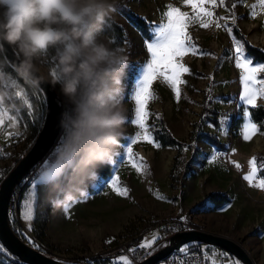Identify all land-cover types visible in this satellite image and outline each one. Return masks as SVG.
<instances>
[{"label": "rangeland", "instance_id": "1", "mask_svg": "<svg viewBox=\"0 0 264 264\" xmlns=\"http://www.w3.org/2000/svg\"><path fill=\"white\" fill-rule=\"evenodd\" d=\"M125 2L131 9L151 22L152 31L156 26L167 23V17L164 14L169 10V5L178 7L189 15L193 14L192 7L186 6L184 0H126ZM233 5H235L234 8H228L226 0L224 5H220L219 0L215 7L205 5L214 13L211 26L203 28L199 26V23H193L187 28L188 35L199 50L195 54L190 51L180 58L181 62L190 69L191 74L182 76L186 83L180 85L181 98L179 101L171 87L161 78L158 77L153 82L152 90L159 99L150 101L148 104V111L151 115L148 117L147 124L155 143L157 142L152 133V121L156 112L165 118L177 137H188L189 131L193 128V122L199 118L202 108L200 101L205 92L209 91L212 98L211 107L218 110V114H211V117H215L218 121L216 125L205 121L202 129L214 133L219 142L226 146L223 149L227 151L230 148V159H234L237 155L239 158L243 152L246 156V151L241 148L248 149V156L245 157L244 163L233 160L231 162L233 169L226 174V177L234 175L238 178L236 181H231V179L229 183L225 182L228 185H236L237 194L219 207L212 206L207 194L189 202L184 182L181 190L173 189L167 182L163 174L167 157L165 153H162V148H156L153 143L144 140L132 145L134 153L132 161L138 165L146 163L148 168L138 172L132 167V161H129L124 154V149L140 129L131 123L135 115V102L130 98V93L133 87V77L140 71V66L146 64L151 58L146 44L152 39H146L135 25L116 10L114 17L124 24L128 34V40L119 46L125 49L128 62L131 64L130 75L124 81L123 93L126 123L122 136L125 140L121 141L119 154L112 163L111 176L99 177L98 181L93 184L94 189L88 190L85 196L68 202L67 204L71 203V207L67 212L64 210L67 204L61 207L53 206L47 223L46 237L58 249L50 253L67 262L77 257L94 254L111 255L114 257V262L118 261L121 256H128L133 261L134 256L129 250L131 240L137 237L142 238L141 244L145 240H151L155 235L157 237L155 243L150 248H144V251L148 253L166 243L164 237H160L159 231L161 232L162 229L157 224L140 231L143 224L156 222L161 217H175L185 223H194L196 226L211 230L213 227L221 234L234 236L246 248L255 264H264V212H260L262 211L260 208L264 207V191L250 186L248 181L242 178L249 172L248 162L251 158L256 157L258 164L264 161V130L258 129L249 140L243 138V125L247 119L244 116L245 109L248 110L252 121L253 119L249 105L243 104L240 100V94L243 91V85L240 82L242 69L236 67L234 51L235 42L239 41L233 36L232 31L231 34L227 31V28H231V24H237L251 43L264 47V8L260 6L259 0H233ZM253 11L256 13L255 16L252 15ZM233 15L235 16L234 23ZM215 17L225 18L219 21L221 27L216 26ZM201 52L207 54L201 55ZM244 53L253 61L252 66L264 64V61L254 60L245 50ZM46 60H44L45 68ZM257 76L264 78V73H258ZM56 87L61 93L59 86ZM259 103H264V97L257 98L256 104ZM0 106L7 111V115L3 117L5 123L0 125V153L3 149L16 151L24 143L25 125L9 107L2 103ZM9 116L13 117V120H9ZM237 117L240 118L239 125L234 127L233 122ZM197 144L203 151L204 148H209L208 144L211 143L199 139ZM218 148L217 146L212 148V159L215 157L212 167L216 171H222L226 162L217 159L215 152ZM259 156L261 158H258ZM10 163L9 156L0 154V165ZM236 164L241 167L238 169ZM39 173L33 181L28 183L22 194H16L11 214L19 217L21 226L17 233L35 247L39 244L29 231L34 215L31 222L26 221L23 218V211L28 194L30 192L36 194ZM260 175L264 176V172ZM112 177H118L119 186L130 190L127 197L117 195L107 186ZM200 181L201 187L207 182L211 185L214 183L211 191L220 190L228 194L225 188L229 186L222 185L219 182L220 178L201 179ZM157 193L164 199H158ZM34 209L35 202L33 213ZM120 234L118 242H115L114 238ZM207 249L216 250L215 247ZM234 260L237 264H241L235 257Z\"/></svg>", "mask_w": 264, "mask_h": 264}, {"label": "clouds", "instance_id": "2", "mask_svg": "<svg viewBox=\"0 0 264 264\" xmlns=\"http://www.w3.org/2000/svg\"><path fill=\"white\" fill-rule=\"evenodd\" d=\"M116 8L117 0H0V84L14 79L8 46L17 54L16 77L35 89L58 85L69 105L61 143L39 173L55 207L85 196L119 154L128 56L104 32ZM49 54L54 70L44 65Z\"/></svg>", "mask_w": 264, "mask_h": 264}, {"label": "trees", "instance_id": "3", "mask_svg": "<svg viewBox=\"0 0 264 264\" xmlns=\"http://www.w3.org/2000/svg\"><path fill=\"white\" fill-rule=\"evenodd\" d=\"M126 0H117L116 10L122 13L133 25H135L142 33V35L150 40L153 37L152 24L148 21L142 14L137 13L131 9L125 2ZM228 8H232L233 0H226ZM233 36L240 42L245 52L251 56L254 60L264 61V47L253 44L250 42L245 32L237 25L231 24ZM106 35L110 36L116 46L122 45L126 40H128V34L124 24L118 19L109 21L108 25L104 28ZM7 59V58H6ZM8 61V60H7ZM46 68H51L54 70L55 60L53 58H48L46 60ZM11 63L8 61L7 72L13 74V81L11 82V87L7 88L6 84H0V103L9 107L14 114L19 117L25 125L24 133L25 139L24 143L20 149L13 151L9 149H3L0 154L9 156L11 163L9 165H0V183L2 179L9 173L11 168L17 163V161L24 155L29 147L32 145L37 133L39 132L45 117L46 112V97L43 91L38 88L35 89L28 84H26L22 79L16 77ZM131 64L128 62L126 70V78L130 75ZM16 92H21V96H16ZM62 101L65 103L66 110L69 105L66 103L65 98L60 93ZM202 108L199 112L198 120L194 121L192 124V130L189 136L186 138L177 137L170 126L168 125L165 118L156 112L153 116L152 121V133L154 139L159 142L161 146H173L176 148V153L173 156L172 166L169 171L170 186L173 189L179 188L181 190L183 186V181L185 178L193 176L194 172L190 169L192 163H196L199 160L201 148L197 144L199 139H204L211 144H215L219 148H226L214 133L209 131H204L202 129L203 123L205 121H210L217 124V119L211 117V114H218V110L211 107L212 98L209 95V91H206L202 100L200 101ZM31 107H28V105ZM251 117L253 121L257 124L260 131L264 130V103L256 104L253 108L251 105L248 106ZM157 116L159 118H157ZM240 118H235L233 125L238 127ZM61 131L59 139L62 137ZM235 135H238L235 133ZM125 137L122 136L121 141H124ZM258 158H261L259 156ZM146 161L145 158H143ZM113 165H106L99 169V177L108 178L112 175ZM261 174V173H260ZM259 174V175H260ZM261 176V175H260ZM28 184H25L21 189L20 194L23 193L24 189ZM94 189V186L88 188V190ZM52 194L50 193L48 187L43 185L40 180L36 184V201L34 209V221L30 228V232L33 234V238L38 242V248L46 253L57 250L56 245L51 244L46 237V228L49 219V215L53 209ZM208 199L212 203L213 207H219L225 202L229 201V196L226 192L215 190L208 194ZM175 217H161L156 222H147L139 229L144 231L151 226H154L158 222L168 221ZM14 231H18L21 224L19 217L14 215V220L11 223ZM176 231V227L173 226L170 229H165L161 231V236L167 237L169 234ZM120 235L114 238L115 242H118ZM142 238H135L130 241L129 250L135 259L140 260L147 256L149 253L144 251V248L140 247V242ZM211 247L212 245H208ZM214 247V246H213ZM4 257L10 259V264H29L23 262L18 257L9 253L0 242V264ZM71 264H114V257L106 254H94L88 256L77 257L75 260L69 261Z\"/></svg>", "mask_w": 264, "mask_h": 264}, {"label": "snow or ice", "instance_id": "4", "mask_svg": "<svg viewBox=\"0 0 264 264\" xmlns=\"http://www.w3.org/2000/svg\"><path fill=\"white\" fill-rule=\"evenodd\" d=\"M184 4L192 7L193 14L189 15L186 12H182L178 7L168 6L169 10L164 14L167 17V23L156 26L153 29V38L151 42L146 44L151 58L146 64L140 66V71L133 77V87L130 98L135 102V115L131 123L136 125L140 131L135 134L128 146L124 149V154L128 157L129 161H132L134 155L132 145L140 140L153 143L156 148L160 147L158 143L154 142L147 124L148 117L151 115L148 111V104L150 101L159 99L152 90L153 82L158 77L161 78L164 83L171 87L177 101H179L181 98L180 85L186 83V81L182 79V76L183 74H191L190 69L181 62L180 58L190 51L193 54L199 51L186 30L193 23H199V26L203 28H208L213 23L214 13L208 7H205V5L215 7L217 5V0H184ZM219 4L224 5L225 0H219ZM259 4L264 8V0H259ZM232 7L234 8L235 5ZM252 15H256L255 11H253ZM224 19V17H215L216 26L221 27L219 21ZM232 20L234 23V15L232 16ZM224 26L227 27L226 25ZM227 31L231 34L232 29L227 28ZM234 51L236 67L242 69L240 82L243 85V91L240 94V100L243 104L251 105L255 108L257 98L264 97V78H258L257 76L258 73H264V64L252 66L253 61L245 56L243 47L239 42H235ZM200 54L205 55L207 53L201 52ZM21 95V92H16V96L19 97ZM28 107H31V105L29 104ZM5 115H7V111L0 106V125L5 123L3 119ZM244 116L247 119L246 123L243 125V138L249 140L257 133L258 127L257 124L251 120L247 109H245ZM157 118L159 117L157 116ZM8 119L13 120V117L9 116ZM9 135H11V133H9ZM248 163L249 172L244 175L243 179L248 181L250 186L264 191V176L259 175V173L264 172V161L258 164L257 158L253 157ZM132 167L139 172L142 169L147 170L148 165L146 163L138 165L132 161ZM236 167L239 169L241 166L236 164ZM118 180V177H112L107 186L116 192L117 195L127 197L130 190L127 187H120ZM157 198L164 199V197L160 196L158 193ZM35 200L36 194L30 192L27 196L23 211V218L26 221L31 222L33 220V203ZM70 207L71 203L65 205V212H67ZM156 239L157 237L153 235L151 240H145L140 244V247L150 248L152 244L155 243ZM108 243H111V241H108ZM179 251L181 253H188L189 248L185 245L183 248L179 249ZM223 255L225 254L212 250V257ZM204 258L209 259L207 255H205ZM114 264H133V261L129 259L128 256H121ZM211 264H218V262L216 259H212ZM233 264H235V262H233Z\"/></svg>", "mask_w": 264, "mask_h": 264}, {"label": "water", "instance_id": "5", "mask_svg": "<svg viewBox=\"0 0 264 264\" xmlns=\"http://www.w3.org/2000/svg\"><path fill=\"white\" fill-rule=\"evenodd\" d=\"M6 48L7 60L11 64L17 63L16 52L11 47L6 46ZM39 88L46 97L43 124L27 152L22 155L0 183V242L9 253L29 264H71L55 254L46 253L26 242L11 225L10 215L13 213L11 204L14 203V194L21 178L44 156L62 131L61 120L66 107L57 87L46 82ZM165 238L166 243L163 246L142 259L137 260L132 256L133 264H155L177 249L178 246L187 243L214 245L226 250L241 264H255L246 248L237 239L204 230L198 226H193L185 231H175Z\"/></svg>", "mask_w": 264, "mask_h": 264}, {"label": "built area", "instance_id": "6", "mask_svg": "<svg viewBox=\"0 0 264 264\" xmlns=\"http://www.w3.org/2000/svg\"><path fill=\"white\" fill-rule=\"evenodd\" d=\"M48 58H53V57L51 56V54H49V56L46 59ZM6 87L10 88L11 83L6 84ZM59 143H61V140L58 137L55 140V142L50 146V148L46 151L44 156L37 162V164L21 178L19 185H23L27 182H31L34 180V178L41 171V169L46 167L49 164V162L53 159L55 154L54 150L56 149ZM215 154L219 161L227 162L226 171H230L233 169V165L229 162V154L225 149L218 148ZM13 204L14 203L11 204V207H13ZM10 218L11 221L14 220V216L10 215ZM157 225L162 230L170 229L171 227L175 226L176 231H185L193 226H196L194 223L191 224L185 223L177 218L169 219L168 221L158 222ZM185 245L188 246L189 252L181 253L179 249L183 248ZM204 245L205 244H200V243L182 244L178 246L177 249L173 250L164 259L160 260L155 264H211L212 259H216L218 264H233V262L237 264L236 261L234 260V257L231 254H229L226 250L218 248V250L216 251L218 253H224L225 255L212 257V252L207 250L206 246ZM205 255H207L209 259H205L204 258ZM2 262L4 264H10V259L8 257H4Z\"/></svg>", "mask_w": 264, "mask_h": 264}, {"label": "crops", "instance_id": "7", "mask_svg": "<svg viewBox=\"0 0 264 264\" xmlns=\"http://www.w3.org/2000/svg\"><path fill=\"white\" fill-rule=\"evenodd\" d=\"M156 142L159 144L158 141H156ZM208 146H209V148H204V150L200 153V157H199L198 162L192 163L190 165V169L194 172V175L185 178L183 181L184 184H186V193L189 195V197H188L189 202H191L192 200L198 199V197H201L202 195H206V194L208 195L211 192V187L214 185V183H213V185H211L207 182L206 184L203 185V187H201L200 186V183H201L200 180L201 179L208 180L209 178H216V179L220 178L219 182H221L222 185L227 184V183H225L226 181L229 183V181L231 179H232L231 181H236V179H238V178L234 177V175H233V177H231V176L226 177V174L231 172V170L226 171L227 162L224 165V168L222 171H216L212 167V163L214 161V159H212L213 158L212 148L216 145L208 144ZM160 148H162V150H163L162 153H165L166 157H167L166 165L163 169L164 170L163 174L165 175L167 182H169V184H170L169 171H170V168L172 166L173 156L176 153V148L173 146H161V145H160ZM229 150H230V148H228V150H227L228 154H229ZM241 150L246 151L247 155L245 156L244 152L243 153L240 152L241 154H240L239 158H238L239 155L235 156L234 159L229 158L230 163L233 162V160H239L242 163H244L245 157L248 156V149L246 150L242 147ZM242 168H243V164H242ZM207 170H209V171H207ZM241 170L243 171V169H241ZM242 178H243V176H242ZM227 185H224V186H227ZM198 186H200V188H198ZM228 186L229 187L225 188V190L228 192V196L231 200L237 194V192H236L237 186L236 185H228ZM182 188H183V186H182ZM260 210H262L260 212H264V207L260 208ZM198 227H200L204 230H209L212 232L220 233L219 231H217L213 227H212V230L206 229L205 227H201L199 225H198ZM159 233L161 234L160 231H159ZM232 238H234V236H232ZM163 239H166V238L164 237ZM159 242H161V241H159ZM208 245H210V244H205L204 246H206V248H208L209 247ZM213 246L214 245H212L211 247H213ZM214 247L216 250H218V247H216V246H214ZM210 252H212V251H210Z\"/></svg>", "mask_w": 264, "mask_h": 264}, {"label": "bare ground", "instance_id": "8", "mask_svg": "<svg viewBox=\"0 0 264 264\" xmlns=\"http://www.w3.org/2000/svg\"><path fill=\"white\" fill-rule=\"evenodd\" d=\"M31 170V169H30ZM29 170V171H30ZM37 176V175H36ZM28 183H30V182H27V183H25V184H28ZM25 184H23V185H18V187H17V189H16V191H15V194H14V199H15V196H16V194L17 195H20V191H21V189L24 187V185ZM162 260V259H161ZM159 262V261H158Z\"/></svg>", "mask_w": 264, "mask_h": 264}]
</instances>
